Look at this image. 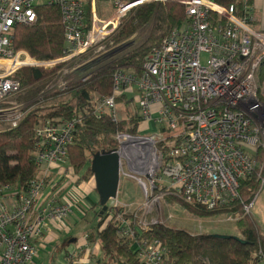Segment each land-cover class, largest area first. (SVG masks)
Wrapping results in <instances>:
<instances>
[{
    "label": "built area",
    "instance_id": "1",
    "mask_svg": "<svg viewBox=\"0 0 264 264\" xmlns=\"http://www.w3.org/2000/svg\"><path fill=\"white\" fill-rule=\"evenodd\" d=\"M167 2L184 6L186 20L146 58L139 76L117 70L113 95L93 93L89 102L97 119L108 116L116 122L117 99L132 95L143 127L169 134L174 145L168 158L157 148L158 140L116 136L121 175L124 161L151 178V205L170 195L214 210L237 199L240 182L259 169L264 187L259 156L264 154V84L259 82L264 12L257 13L254 0L230 6L220 0H109L108 5L101 0H0V128L18 127L35 102L43 104L65 96L75 84L88 83L95 67L123 47L110 44L124 24L142 6ZM41 7L61 12L65 48L55 60H37L15 47L16 28L36 25ZM25 68L51 71L33 102L22 100L30 88L16 78ZM81 123V119L42 121L33 152L36 179L26 187L0 186V264H47L37 257L51 252L55 239L61 242L56 247L59 264H103L97 230L80 237L71 229V222L76 226L85 220L81 209L85 186L77 183L84 173L77 175L69 160V147ZM87 184H95L94 177ZM156 189L161 191L158 196ZM254 201L245 206L246 215H251ZM113 207L118 204L107 212ZM114 217L119 236L132 240L139 264H174L160 241L143 238L148 224L137 221V214L134 219L124 214ZM72 238L76 243L66 246ZM254 260L252 264H264V249Z\"/></svg>",
    "mask_w": 264,
    "mask_h": 264
},
{
    "label": "trees",
    "instance_id": "2",
    "mask_svg": "<svg viewBox=\"0 0 264 264\" xmlns=\"http://www.w3.org/2000/svg\"><path fill=\"white\" fill-rule=\"evenodd\" d=\"M240 1V0H239ZM238 0H220L224 6H230ZM253 4V0H251ZM39 21L34 26H20L15 31L16 50H25L37 60H55L62 56L65 48V33L61 12L56 7L39 8ZM186 20L185 7L176 3L147 4L140 8L136 15L118 31L111 40L110 46L127 42L141 30L150 28L147 39L130 50L119 51L114 58L107 59L95 67L94 76L84 84H75L64 98L57 96L49 103L45 100L35 102L18 127L0 128V186L21 184L26 187L36 179L38 171L34 163L33 152L38 143L36 130L45 120L61 118L64 120L81 119L72 145L69 147V160L77 175H84L77 183H87L93 176L91 161L98 152L118 150L120 144L116 136L120 133L132 137L140 135L142 118L134 100L122 96L117 99L123 105L118 121L110 117L97 119L90 95L97 93L102 97L113 95L114 73L124 71L139 76L146 58L163 41ZM122 49V47H121ZM119 49V50H121ZM51 71L46 69L25 68L18 75L23 87L28 89L22 97L25 102H33L44 90V81ZM259 81L264 84V62L261 65ZM67 96V98H65ZM264 103V95L261 94ZM134 105V106H133ZM165 139L158 141L157 148L168 158V150L173 141L166 131L161 130ZM261 166L264 165V154L260 152ZM259 169L252 177L240 182L239 196L227 205L208 210L202 206L187 204L180 200L190 211L201 217L227 214L239 219L238 227L241 242L235 239L219 240L211 234L195 235L191 232L170 227L164 223L148 225L143 238L158 240L163 244L167 256L174 264H252L254 255L260 248L264 249V232L251 215L245 214V206L250 205L261 190L258 179ZM158 190V189H157ZM157 193V192H156ZM169 200H173L168 197ZM178 200V199H176ZM98 209H100L98 211ZM112 211L101 215L99 204L83 209L85 219L89 212L94 213L98 224L97 238L100 240L104 261L103 264H139L131 248L132 240L125 241L119 236L115 217L124 214L126 219H134V213H128L123 207L110 208ZM107 219L110 220L106 226ZM140 216H138V220ZM139 235H141L139 233Z\"/></svg>",
    "mask_w": 264,
    "mask_h": 264
},
{
    "label": "rangeland",
    "instance_id": "3",
    "mask_svg": "<svg viewBox=\"0 0 264 264\" xmlns=\"http://www.w3.org/2000/svg\"><path fill=\"white\" fill-rule=\"evenodd\" d=\"M106 5H108L109 0H101ZM103 7V5H101ZM112 11V10H111ZM110 13V11H109ZM150 28L141 30L138 37L135 39L130 40L127 43V47H122L121 50H118L114 52L110 58H114L119 51H125L130 50L134 47L139 46L141 43H143L147 37H148V31ZM260 82V81H259ZM262 86V84L260 83ZM264 91V88L263 90ZM134 96L129 95V98L133 100ZM58 99L64 98V96L57 97ZM67 98V96L65 97ZM128 98V97H127ZM128 98V99H129ZM53 100H49L48 102L51 103ZM118 114L120 118V113L124 111L123 105H118ZM134 106V105H133ZM143 125H141V128ZM160 134V135H159ZM141 138L150 139L151 141H160L163 138L165 139V135L162 136L161 133L155 132L154 130H148L146 127H143L140 135ZM160 136V137H158ZM155 145V144H154ZM151 178H146L145 176L141 175V172H138L134 168H130V166L126 165L123 161V173L121 175V184L119 188L118 193V199L115 201L109 202V207H112L114 204H118V206L123 207L128 213H134L137 214V216H140V221H144L146 225L150 224H156V223H164L170 227L184 229L191 234L195 235H205V234H211V235H236L237 237H240V233H237L239 230L238 223L239 219L234 218L233 216L227 215V214H221V215H213L212 217H201L192 211H190L184 204L180 202V199L174 197V196H163L161 198L160 202H157V204L151 205L148 201H150V194L152 192V187L154 184L150 182ZM142 181L146 183V186L144 187L139 182ZM83 186L86 188L88 184L86 181H83ZM160 188H162V185H160ZM146 189L148 190V194H146ZM157 192V193H156ZM161 193V191L158 189L155 190V195L158 196V194ZM168 197H171L173 200H169ZM178 199V200H176ZM264 203V187L261 188L260 192L255 198L254 206L252 209L251 216L258 221V215L260 214L262 207ZM148 205V206H147ZM100 209H98L99 211ZM98 222L96 218L94 217V213L89 212L87 214V217L85 220L80 222L78 225H74L71 222V229L73 231V234L77 236H82L86 232H89L96 228ZM153 240V239H151ZM52 242H55L51 244V252H40L38 254L37 260L39 262L46 261L47 264L50 263V260L54 258L50 264H59L61 257L58 251L56 250L57 245H59L61 242L58 240H52ZM59 259V262H58Z\"/></svg>",
    "mask_w": 264,
    "mask_h": 264
},
{
    "label": "water",
    "instance_id": "4",
    "mask_svg": "<svg viewBox=\"0 0 264 264\" xmlns=\"http://www.w3.org/2000/svg\"><path fill=\"white\" fill-rule=\"evenodd\" d=\"M121 160L117 151L98 152L91 161V172L94 176L95 189L99 195V206L103 216L109 210V202L118 199L121 184ZM216 239H235L242 244L243 240L236 236L214 235ZM76 243V239L68 240L65 245L70 246Z\"/></svg>",
    "mask_w": 264,
    "mask_h": 264
},
{
    "label": "crops",
    "instance_id": "5",
    "mask_svg": "<svg viewBox=\"0 0 264 264\" xmlns=\"http://www.w3.org/2000/svg\"><path fill=\"white\" fill-rule=\"evenodd\" d=\"M254 4L257 7V13L262 14L264 12V0H254ZM82 203L84 204V206H82L81 208L82 210L99 204V195L96 192L95 184L88 185L87 188H85V195L82 196ZM262 209L263 210H261L260 214L258 215L259 219H257L258 221L256 222L264 232V203ZM237 233H239V230ZM232 236H236V235H232Z\"/></svg>",
    "mask_w": 264,
    "mask_h": 264
}]
</instances>
